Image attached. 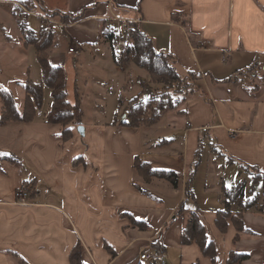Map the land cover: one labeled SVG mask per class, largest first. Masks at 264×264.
Returning <instances> with one entry per match:
<instances>
[{"label":"crops","instance_id":"obj_1","mask_svg":"<svg viewBox=\"0 0 264 264\" xmlns=\"http://www.w3.org/2000/svg\"><path fill=\"white\" fill-rule=\"evenodd\" d=\"M108 1L41 0L34 7L37 14L85 13L68 23L55 17L67 27L54 31L48 53L66 73L68 99L92 109L85 120L83 108L85 139L74 126L73 137L63 140L61 125L46 120L53 100L32 121L0 125V155L22 160L0 158V264H71L79 241L93 264H149L140 254L158 240L165 264H227L232 250L250 255L242 264H264V181L251 194L254 174L246 167L264 171V0H112L120 16L141 19L140 29L157 50L175 56L181 74L197 75L177 111L168 108L156 124L140 127L125 124L126 111L150 76L134 63L116 61L104 32L118 23L106 19ZM21 2L0 0V80L7 69L21 68L23 87L28 78L42 80V66L35 46L25 45ZM31 15L38 17L25 15L31 29H49L39 17L38 27L31 25ZM17 105L22 109L24 102ZM108 105H115L112 119H104ZM199 148L194 195L186 198ZM137 157L175 171L178 184L162 176L146 180L135 168ZM32 179L36 195L29 192L22 204L17 191ZM238 182L257 205L244 211V230L229 219L222 232L216 222L225 208L222 189ZM232 209L242 210L237 204ZM194 212L216 244V262L183 241Z\"/></svg>","mask_w":264,"mask_h":264},{"label":"trees","instance_id":"obj_2","mask_svg":"<svg viewBox=\"0 0 264 264\" xmlns=\"http://www.w3.org/2000/svg\"><path fill=\"white\" fill-rule=\"evenodd\" d=\"M25 3L28 6L34 7L42 4L41 0H25ZM48 13L54 17L59 16L62 21L67 23L82 19L85 15L83 11L77 14H67L62 11H48ZM20 27L25 34V45L29 46L33 44L37 50V58L42 66V80L40 82H35L29 78L23 84L25 99L22 109L18 107L15 93L11 89H0V99L2 102L0 125L6 124L9 121L27 122L34 120L37 113L43 108L45 101V87L48 86L52 90L53 103L46 114V120L49 123L60 124V136L63 140H68L73 137V127L82 125L83 109L80 101L72 103L68 99V81L66 73L61 66L53 64L50 60L48 50L53 44L55 33L51 29H44L40 32H36L27 25L25 20L20 22ZM104 32L107 37H110V39L115 36V33L110 32L109 28H105ZM125 53L132 56L131 62L146 70L150 74L151 80L154 83L162 85L161 88L163 89V91L158 93V95L160 94V96H158L159 98L150 99L147 97L146 93L133 98L130 102L128 111L130 121H125V124H128L131 127L154 125L159 121L161 113L167 108L165 95H169L168 91L173 89L172 93H175L174 88H177L175 83L183 84V86H180L181 88L176 89L178 94L185 91L190 87L192 80L196 79L197 75L194 72H188L187 75L181 74L177 68L175 56L170 52L157 50L154 40L141 30L138 25H136L134 43L127 48ZM114 55L119 64L124 63V60H122L116 52ZM0 158L9 159L16 164L22 163V160L20 161V158L15 154L0 155ZM200 158L201 148H199L196 153V160L192 167L193 170L187 180L186 198L194 195L191 186L196 175L197 167L200 163ZM246 167L250 171L255 170L257 172L256 175H258L254 176V182L250 191L252 194L255 184L260 179L264 181V171L253 166L246 165ZM135 168L146 180H151L153 176H162L170 180L173 184H178L179 177L175 171L155 169L149 162L142 160L140 157H137L135 160ZM23 188L27 189L31 196L34 197L36 195V180L32 179L26 181ZM223 194L226 199L225 208L219 212L216 220L219 229L222 232H226L229 225V219H232L239 231L244 230V211L257 205V200L255 198H253V200L250 198L246 199L245 184L243 182H238L232 187L223 186ZM234 204L240 206L242 210L234 213L232 211ZM182 238L185 243L190 241L196 243L205 256L210 257L212 261L216 262V244L209 238L205 225L202 223L196 212L192 213L189 217ZM240 238L241 233L239 232L234 241H237ZM154 246L157 250L163 253L164 246L161 244L160 240L155 242ZM112 253L116 255L115 251H112ZM249 256L250 255L246 252L232 250L229 253L227 264H242L249 258ZM70 262L71 264H93L86 260L84 247L81 241H79L71 250ZM140 264L144 263L141 262ZM192 264L201 263L197 260Z\"/></svg>","mask_w":264,"mask_h":264},{"label":"rangeland","instance_id":"obj_3","mask_svg":"<svg viewBox=\"0 0 264 264\" xmlns=\"http://www.w3.org/2000/svg\"><path fill=\"white\" fill-rule=\"evenodd\" d=\"M22 2H21V4H18L19 5V7H20V10L22 11L21 12V19H23V20H25V15L26 14H28L29 13V11H32V12H34L35 10H34V6H28V5H26V3H25V0H21ZM42 15H46V16H49V17H53L54 19H55V17L53 16V15H51V14H42ZM22 20V21H23ZM57 20V19H56ZM29 23L31 24V25H33L35 28L36 27H38V25L40 24V19L38 18V17H35V16H30V18H29ZM116 24V23H115ZM115 24H112L111 26H108L107 28H109V31L110 32H114L115 33V30H114V28L116 27V28H118V29H120L121 28V26L117 23L116 25ZM138 28V27H137ZM118 39H117V34L115 33V36L112 38V40H111V43H112V46L114 47V44L116 43V41H117ZM105 45V44H104ZM115 48V47H114ZM113 48V49H114ZM127 50V49H126ZM119 57H121L122 58V60H124V62H131L132 61V56H129V54L128 53H116ZM132 63V62H131ZM124 64V63H123ZM136 65V64H135ZM134 65V66H135ZM137 66V65H136ZM36 69H34V72H35V75H36V77L38 76L37 74H38V70L40 71L41 70V68H40V64L38 63V64H36V67H35ZM83 71V70H82ZM149 74V73H148ZM149 76H150V74H149ZM26 76H25V74H21V68L18 70V71H15V72H13L12 70H10V69H7L6 71H5V73L1 76V78H4V80H0L1 81V83H3V85L4 86H2V87H5V88H9V89H13V91H14V93H15V97H16V99H17V102L20 104V105H23V102H24V87H21V84H19V82L20 81H24L26 78H25ZM29 79V78H28ZM27 79V80H28ZM26 82V81H25ZM24 82V83H25ZM23 83V84H24ZM23 84H22V86H23ZM176 84V86H177V88H181L180 86H183V84H179V83H175ZM162 87V85H160V84H157V83H154L152 80H151V76H150V78H149V80H147V81H143V82H141V84H140V88H139V91L138 92H136L135 93V97L136 96H138V95H141V94H143V93H146V95H147V97H149L150 99L152 98H159L158 96H160V94L158 95V93L160 92V91H163V89L161 88ZM177 88H174L175 90V93H172L173 92V89L172 90H170V91H168L169 92V95H165V102H166V109H168L169 111L170 110H172V111H174V110H176L177 111V106L178 105H181L182 104V102L184 101V96H185V91H182L181 93H179L178 94V92L176 91V89ZM187 90V89H186ZM177 92V93H176ZM52 94H51V90H50V88H48L47 89V95H46V100L44 101V105H43V110L42 111H45V109H47L49 106H50V104H51V102H52ZM135 97H133V98H135ZM132 98V99H133ZM132 99H131V101H132ZM149 100V99H148ZM130 101V102H131ZM130 102H129V104H128V106H127V113H128V111H129V105H130ZM173 107H172V106ZM82 107V109L84 108V111H85V120L86 119H89L88 117L89 116H91L90 115V112H88V110H90V109H92V107H89L88 105H84L83 104V106H81ZM114 111H115V105L113 106V108L111 109L110 108V105H108V111L105 113V117H104V119L105 118H110V119H112L113 118V113H114ZM165 111V110H164ZM163 111V112H164ZM162 112V113H163ZM171 112V111H170ZM41 113H43V112H41ZM161 113V114H162ZM128 115V114H127ZM161 116V115H160ZM128 117H129V115H128ZM160 118V117H159ZM84 126V125H83ZM77 131H78V133L80 134V138L81 139H85L84 138V135H82L81 134V132H79V130H78V126H77ZM168 137V136H167ZM11 148H12V145L10 146ZM253 174H254V176L257 174V172L255 171V170H253V171H251ZM256 176H258V175H256ZM251 177V176H250ZM222 192H223V189H222ZM250 194V193H249ZM224 195V194H223ZM245 195H247V196H245L246 197V199H248V198H250L251 200H253V197L250 195L249 197H248V194H245ZM233 208V207H232ZM164 258V257H163ZM145 263V262H144Z\"/></svg>","mask_w":264,"mask_h":264},{"label":"built area","instance_id":"obj_4","mask_svg":"<svg viewBox=\"0 0 264 264\" xmlns=\"http://www.w3.org/2000/svg\"><path fill=\"white\" fill-rule=\"evenodd\" d=\"M106 7L110 12V15L106 17V19L110 22L116 21L121 26L120 29L114 28L115 33L117 34V41L114 44V50L116 53H124L128 47H130L134 43V37L136 33V25L139 26L141 19H131L125 18L120 16L118 13L115 12V6L112 0H109L106 3ZM32 14L41 18L47 28L56 31L62 32L66 29L67 24L61 22L59 20L54 19L53 17H49L42 14H37L36 12L29 11ZM71 51H74L75 48L71 47ZM189 123V122H187ZM17 200L22 204H28V199L30 197L29 191L27 189L21 188L17 191ZM141 260H144L149 263H156V264H165V261L162 257V253L157 250L156 248H150L146 251H143L140 254Z\"/></svg>","mask_w":264,"mask_h":264},{"label":"water","instance_id":"obj_5","mask_svg":"<svg viewBox=\"0 0 264 264\" xmlns=\"http://www.w3.org/2000/svg\"><path fill=\"white\" fill-rule=\"evenodd\" d=\"M78 130H79V132H81L82 135H85V126L79 125Z\"/></svg>","mask_w":264,"mask_h":264}]
</instances>
